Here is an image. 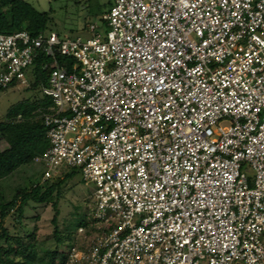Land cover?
Wrapping results in <instances>:
<instances>
[{"label":"built area","instance_id":"obj_1","mask_svg":"<svg viewBox=\"0 0 264 264\" xmlns=\"http://www.w3.org/2000/svg\"><path fill=\"white\" fill-rule=\"evenodd\" d=\"M101 19L86 39L0 33V87L49 59L42 179L92 184L66 264H264V0H111Z\"/></svg>","mask_w":264,"mask_h":264},{"label":"trees","instance_id":"obj_2","mask_svg":"<svg viewBox=\"0 0 264 264\" xmlns=\"http://www.w3.org/2000/svg\"><path fill=\"white\" fill-rule=\"evenodd\" d=\"M50 19L49 11H39L27 0H0V33L11 34L23 30L34 35L40 30H46ZM58 59L60 63L73 62L65 56ZM48 61L44 55L34 60L31 69L33 78L25 85L27 88L35 89L40 84H48V70L41 68V64ZM13 84L0 87V90ZM50 104L48 97L28 99L11 106L0 118V140L7 144L0 150V264H66L70 247L79 239L78 228L88 227L89 222L85 218L78 224L76 232L71 234L62 231L57 223L59 198L72 172L63 171L61 175L45 180L42 179V173L41 178L27 180L26 183L22 179L17 182V178L14 181L50 145L46 128L37 111ZM36 205H50L53 210L52 233L42 241L38 238V226L35 223L32 228L23 224L27 218L25 213ZM8 216L13 217L15 226H20L22 231L12 232L4 226ZM48 240L54 242L53 248L45 245ZM65 241H71L67 250L60 247Z\"/></svg>","mask_w":264,"mask_h":264},{"label":"rangeland","instance_id":"obj_3","mask_svg":"<svg viewBox=\"0 0 264 264\" xmlns=\"http://www.w3.org/2000/svg\"><path fill=\"white\" fill-rule=\"evenodd\" d=\"M39 11L50 12V22L46 28V32L52 30L62 35L76 37L83 39L92 37V32L88 30V24L95 22L104 33L108 27L102 21V13L109 9V2L111 0H27ZM42 85H38L35 89H29L26 86L13 84L6 89L0 90V118L7 112V110L17 104L18 102L33 99H45L41 91ZM6 143L0 140V150L6 147ZM40 164L32 163L24 168L22 174H18L17 182L22 179V182L27 180H37L41 178L43 173ZM249 178L253 176V171L248 165L243 166L242 169ZM65 173L72 172L71 176L66 179L63 192L58 202V226L65 233L74 234L77 230L78 224L85 218L91 220V209L93 206L92 184L86 182L79 169L63 167ZM14 177V176H13ZM13 181V178H11ZM11 181V180H10ZM11 181V182H12ZM13 181V182H14ZM53 210L50 205L46 207L36 205L34 209H29L23 220V224L32 228L35 223L38 226V238L40 241L44 240L52 233L53 225L51 217ZM35 216H39L38 219ZM35 218L36 220H34ZM88 220V222H89ZM4 226L10 231H22L20 226H15L13 217L5 218ZM89 225V223H88ZM45 242V241H44ZM71 241H65L60 247L67 250ZM48 248H53L54 242L48 240L45 242Z\"/></svg>","mask_w":264,"mask_h":264}]
</instances>
